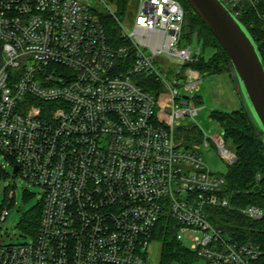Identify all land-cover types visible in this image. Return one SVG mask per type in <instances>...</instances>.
Returning a JSON list of instances; mask_svg holds the SVG:
<instances>
[{
  "label": "built area",
  "instance_id": "obj_1",
  "mask_svg": "<svg viewBox=\"0 0 264 264\" xmlns=\"http://www.w3.org/2000/svg\"><path fill=\"white\" fill-rule=\"evenodd\" d=\"M223 1L238 17L259 3ZM103 3L120 44L109 42L90 0H0V156L42 192L34 239L0 245V264H154L162 216L206 264L264 262L260 244L210 222L208 207L232 208L225 177L176 143L180 120L198 114L203 77L186 66L202 48L181 46L182 0H138L130 23ZM161 55L176 61L171 73ZM219 138L211 137L219 156L235 163ZM237 211L264 215L253 204Z\"/></svg>",
  "mask_w": 264,
  "mask_h": 264
},
{
  "label": "trees",
  "instance_id": "obj_2",
  "mask_svg": "<svg viewBox=\"0 0 264 264\" xmlns=\"http://www.w3.org/2000/svg\"><path fill=\"white\" fill-rule=\"evenodd\" d=\"M116 6L117 14L121 17L128 10L130 0H108ZM187 0H182L185 16L181 37L190 43L193 36L203 45L202 55L197 62H189L186 66L198 70L202 75L221 74L231 72L228 57L214 35L207 28L200 16L193 10ZM264 13V0H259L257 7L245 6L240 18L253 40L259 47L264 61V19L258 15ZM99 18L104 26L107 39L111 44L122 43L119 28L115 19L108 12L100 13ZM212 49L207 59L204 50ZM233 73V72H232ZM138 84L145 88H157L151 76H137ZM196 103L201 105V98L197 95ZM210 116L217 120L221 127L222 138L237 156L235 163L228 165L224 175L225 185L223 195L230 198L232 208L208 207L209 220L215 226L221 227L236 241H251L264 247V215L261 219L252 220L237 211L238 208L253 204L264 211V148L260 136L253 129L248 117L242 110L221 112L214 110ZM184 131L185 137L195 135L196 130L178 126L176 131ZM42 202L40 201L26 214L21 228L30 232L34 237L38 231L41 218ZM176 223L173 219L162 216L154 230V237L160 240L159 264L178 262L187 264L196 259L195 254L175 238ZM258 264H264L259 262Z\"/></svg>",
  "mask_w": 264,
  "mask_h": 264
},
{
  "label": "rangeland",
  "instance_id": "obj_3",
  "mask_svg": "<svg viewBox=\"0 0 264 264\" xmlns=\"http://www.w3.org/2000/svg\"><path fill=\"white\" fill-rule=\"evenodd\" d=\"M102 1L119 17L116 6L108 0H90V3L100 13H106L108 9ZM137 7L138 0H130L126 14L124 13L119 17L120 21L123 23L132 22ZM126 27L129 28L127 24ZM197 39V35L195 34L192 39L193 41L190 42L192 48L201 47L203 49L202 43ZM187 43L182 39L181 46H185ZM212 52V49L204 50L205 57L208 59ZM160 58L165 59L166 64L164 68L167 72L170 71L171 73L176 67V61L166 58L165 55H161ZM177 63L180 62L177 61ZM158 67H160L159 64ZM197 95L201 98V106L198 114L194 119H181L180 125L185 128L193 127L200 134V137L194 134L190 135V137H185V130L176 131V143H178L179 148H192L196 151L201 156L202 161L214 174L225 175L228 165L219 156L211 139L213 136H216L217 139H220L219 136L222 137L221 127L217 120L210 116L211 112L214 110L230 112L240 109L246 114L255 131H258L256 133L261 137L259 125L245 98L242 86L236 80L232 71L221 74L203 75ZM165 96L166 93L160 90L159 101L164 107H168ZM204 137L209 142L207 148L202 143ZM12 170V159L0 156V245L32 242L34 236L30 232L23 230L21 223L31 208L42 200L40 186L33 184L28 179L19 175L12 179ZM4 210L7 211V215L4 219H1ZM185 243L187 245L189 244L187 241ZM154 264H158L157 253ZM172 264L182 263L173 262ZM187 264H206V261L205 259L197 258Z\"/></svg>",
  "mask_w": 264,
  "mask_h": 264
},
{
  "label": "water",
  "instance_id": "obj_4",
  "mask_svg": "<svg viewBox=\"0 0 264 264\" xmlns=\"http://www.w3.org/2000/svg\"><path fill=\"white\" fill-rule=\"evenodd\" d=\"M187 1L225 51L233 75L242 86L257 120L264 148V61L258 45L240 18L223 0ZM17 169V166L13 167L12 179Z\"/></svg>",
  "mask_w": 264,
  "mask_h": 264
}]
</instances>
